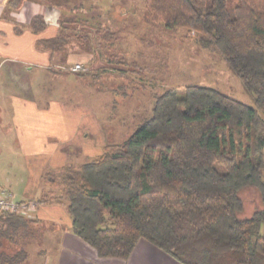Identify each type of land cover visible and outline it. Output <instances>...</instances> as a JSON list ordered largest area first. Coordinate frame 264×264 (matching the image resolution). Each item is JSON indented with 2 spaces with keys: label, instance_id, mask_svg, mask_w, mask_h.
Listing matches in <instances>:
<instances>
[{
  "label": "trees",
  "instance_id": "1",
  "mask_svg": "<svg viewBox=\"0 0 264 264\" xmlns=\"http://www.w3.org/2000/svg\"><path fill=\"white\" fill-rule=\"evenodd\" d=\"M22 3L8 1L13 9ZM45 3L60 10V30L41 38L42 48L67 54L75 44L98 46L104 9L97 17L84 13L94 2ZM146 7L166 28H185L201 47L219 51L254 105L207 85L168 88L124 141L80 165L45 171L54 191L37 202L65 201L73 233L101 258L127 259L146 239L183 264H264V0H146ZM30 27L44 29V17ZM30 222L0 212V264L25 261ZM5 239L25 242L8 252Z\"/></svg>",
  "mask_w": 264,
  "mask_h": 264
},
{
  "label": "rangeland",
  "instance_id": "2",
  "mask_svg": "<svg viewBox=\"0 0 264 264\" xmlns=\"http://www.w3.org/2000/svg\"><path fill=\"white\" fill-rule=\"evenodd\" d=\"M30 1L45 3V0ZM75 1L79 4L80 0ZM102 1L103 7L96 5V0H86V6L94 2L95 7L84 11L89 10L90 16L99 17L104 9L105 32L97 36L98 46L90 51H83L76 44L69 46L68 53L59 54L61 58L49 67L59 72L55 79L48 75L43 77L41 73L39 77L23 75L22 82L28 87L15 90L21 94L23 106L14 116L10 117L8 111L1 109L6 105L0 103V182L5 184L4 179H7L11 185H5L19 201L30 185L32 164L42 158L30 154L41 146L40 139L45 141L47 132L54 133L53 139H58L50 148L61 143L60 151L68 152L64 165H80L100 156L107 145L120 143L130 136L152 113L155 96L168 88L178 87L183 91L189 84L207 85L254 105L253 95L219 51L201 47L185 28L169 29L162 21L153 20L148 14L146 0ZM109 27L116 32L115 36L106 33ZM70 55L85 60L70 62ZM75 63H82L87 71L79 72L83 73L81 75H66L69 73L66 68ZM11 97L17 98L16 94ZM13 121L16 124L29 121L25 127L33 129L29 141L20 144V139L15 137ZM47 124L50 127L45 128ZM78 148L83 154L76 151ZM43 157L48 158V153ZM253 205L246 210L250 211ZM52 229L55 226L48 223L30 222L25 245L29 254L24 264H32L40 258L38 245L43 246L44 233ZM23 242L22 239L15 244L5 239L3 248L14 252L23 247Z\"/></svg>",
  "mask_w": 264,
  "mask_h": 264
},
{
  "label": "crops",
  "instance_id": "3",
  "mask_svg": "<svg viewBox=\"0 0 264 264\" xmlns=\"http://www.w3.org/2000/svg\"><path fill=\"white\" fill-rule=\"evenodd\" d=\"M8 1L0 0V90H3L0 93V103L6 105L1 109L8 111L12 117L15 111L22 109L23 106V98L19 97L21 94L18 95L19 92L15 90L28 87V84L22 82L23 75L34 76L36 74L39 77L41 73L43 77L48 75L53 79L60 75L59 72L49 69L52 62H57L61 58L60 53L47 51L38 43L41 38L57 35L60 30V12L56 7H46L47 5L43 2L30 0H23L19 8L13 9L9 7ZM36 15H42L46 21V27L38 32L30 27ZM82 58L76 55L69 56L70 62H77L78 60L83 62L85 59ZM41 69L46 70V72ZM70 74H78V72L66 75ZM58 91L60 93V90ZM2 93L3 95H1ZM13 94H16V99L11 97ZM30 122L33 123V121ZM27 124H30L29 121H23L19 124L13 121L15 137L20 139V144L25 140L29 141L28 137L33 135V129H25L28 127ZM17 127L19 128L18 131ZM48 127H50L49 124L45 125V128ZM52 134L54 133L47 132V137L44 136L45 141L41 142L40 139L41 146L30 154L36 157L41 155L42 158L32 164L31 174L33 175H30L31 178L29 177L31 179L30 185L25 189L24 195L21 196V201L24 199L37 200L42 194L54 191L43 181V174L47 170H56L64 166L63 162L67 160L69 154L60 151L61 143L50 148L51 144L54 145V141L58 140L53 139ZM21 137L25 138L21 139ZM19 148L23 152L21 146ZM76 151L83 154L82 149L78 148ZM46 153L49 155L48 158L43 157ZM4 180L5 184L11 185L7 179ZM1 184L5 185L4 183ZM254 207L255 205L247 213H252ZM27 218L34 223H48L55 226V229L44 233L45 243L42 247L38 245L40 258L35 259L36 263L33 261L32 264H183L146 239H141L138 242L127 259L99 257L94 248L73 233L72 218L65 201L62 203H39L33 214Z\"/></svg>",
  "mask_w": 264,
  "mask_h": 264
},
{
  "label": "built area",
  "instance_id": "4",
  "mask_svg": "<svg viewBox=\"0 0 264 264\" xmlns=\"http://www.w3.org/2000/svg\"><path fill=\"white\" fill-rule=\"evenodd\" d=\"M61 67L66 68L64 66ZM66 69L74 73L87 71V68L82 63L72 64ZM38 205L37 200H16L11 188L0 183V212L28 217L33 214Z\"/></svg>",
  "mask_w": 264,
  "mask_h": 264
}]
</instances>
